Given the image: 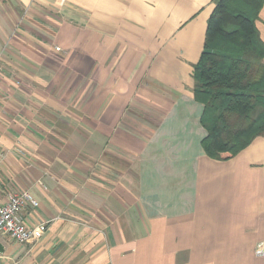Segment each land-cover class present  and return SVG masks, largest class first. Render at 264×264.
Segmentation results:
<instances>
[{
  "label": "crops",
  "instance_id": "obj_1",
  "mask_svg": "<svg viewBox=\"0 0 264 264\" xmlns=\"http://www.w3.org/2000/svg\"><path fill=\"white\" fill-rule=\"evenodd\" d=\"M216 1L0 0V202L28 191L49 223L0 264H264V135L202 146Z\"/></svg>",
  "mask_w": 264,
  "mask_h": 264
},
{
  "label": "trees",
  "instance_id": "obj_2",
  "mask_svg": "<svg viewBox=\"0 0 264 264\" xmlns=\"http://www.w3.org/2000/svg\"><path fill=\"white\" fill-rule=\"evenodd\" d=\"M264 0H217L195 65V100L204 106L202 142L229 160L264 135V43L256 27Z\"/></svg>",
  "mask_w": 264,
  "mask_h": 264
},
{
  "label": "built area",
  "instance_id": "obj_3",
  "mask_svg": "<svg viewBox=\"0 0 264 264\" xmlns=\"http://www.w3.org/2000/svg\"><path fill=\"white\" fill-rule=\"evenodd\" d=\"M3 154L0 155V175L2 173ZM39 202L28 191L12 195L7 202H0V237H9L20 245L40 241L48 230V222L29 227L25 222L28 207L37 208ZM256 255L264 258V242L256 248Z\"/></svg>",
  "mask_w": 264,
  "mask_h": 264
},
{
  "label": "water",
  "instance_id": "obj_4",
  "mask_svg": "<svg viewBox=\"0 0 264 264\" xmlns=\"http://www.w3.org/2000/svg\"><path fill=\"white\" fill-rule=\"evenodd\" d=\"M4 253H5V249L3 245L0 243V254H4Z\"/></svg>",
  "mask_w": 264,
  "mask_h": 264
}]
</instances>
